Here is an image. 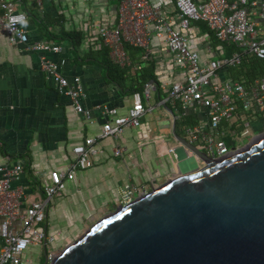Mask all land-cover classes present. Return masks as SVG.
Wrapping results in <instances>:
<instances>
[{
    "label": "crops",
    "instance_id": "obj_1",
    "mask_svg": "<svg viewBox=\"0 0 264 264\" xmlns=\"http://www.w3.org/2000/svg\"><path fill=\"white\" fill-rule=\"evenodd\" d=\"M151 1L165 7L168 16H176L174 0ZM26 4L32 13H27V23L23 24L29 42L43 41L60 46L58 52H36L24 44L13 46L0 34V163L17 160L28 163V170L23 168L20 178L12 184L26 188L29 202L44 197V193L30 189L32 176L48 182L50 170L63 169L72 159V147L96 134L110 118L107 109L115 108L118 115L127 112L134 92H128L129 78L123 86L109 81L106 70L88 55L102 45L96 33L97 26L104 22L110 26L117 24L118 0H26ZM20 8L27 12L23 2ZM61 14L67 28L82 30L86 35L77 52L68 41L49 40L44 32L47 17L53 19ZM188 36L190 47L198 51L202 61L220 56L216 52L219 48L212 45V34L207 26L192 22ZM130 53V65L125 66L129 67L130 75L145 67L147 62H154L159 84L182 77L174 54L161 37L150 33L147 48L133 47ZM41 54L56 62L63 59L60 71L70 83L79 78L80 103L89 112L88 119L74 110L70 98L59 93L52 78L40 69ZM135 92L142 94L143 89ZM141 99L151 110L141 117L140 126L126 128L116 138L102 140L98 144L101 151L92 157V164L78 169L74 179L66 182V203L70 198L72 202L66 216L61 218V228L73 223L71 221L87 219L95 211L106 214L117 206L121 189L126 184L138 195L179 174L172 153L178 145L172 132L178 111L160 87L159 91L151 92L149 99L144 96ZM116 146L122 147L120 155L113 154ZM166 160L173 170L167 169ZM163 165L161 172L159 168ZM62 194L63 191L51 200L55 206ZM46 217L49 219L48 210ZM48 223L43 225L46 230ZM2 244L0 236V248Z\"/></svg>",
    "mask_w": 264,
    "mask_h": 264
},
{
    "label": "built area",
    "instance_id": "obj_2",
    "mask_svg": "<svg viewBox=\"0 0 264 264\" xmlns=\"http://www.w3.org/2000/svg\"><path fill=\"white\" fill-rule=\"evenodd\" d=\"M20 2L0 0V34L13 46L24 44L36 52L60 51V46L55 43L29 42L28 33L19 19L12 22L13 18L21 16L27 20ZM174 5L176 16L171 17L165 7L151 0H118L117 24H99L97 36L109 49L112 62L121 67L130 65L123 43L146 49L150 33L161 37L174 54L182 74L181 78L159 87L175 106L178 117L192 120L183 125V138L211 160L232 157L264 137V75L247 82L228 74V69L238 65L244 53L264 59V0H174ZM196 21L204 22L219 42L233 44L240 51L222 56L217 50L220 56L202 61L198 51L189 45L188 30ZM63 63V59L56 62L43 54L39 56L40 69L52 78L57 91L68 96L74 110L88 119L89 112L80 103L79 78L70 83L60 71ZM157 88L154 83H146L142 94L134 92L133 103L124 115H118L115 108L107 109L110 118L101 129L72 147L73 157L63 169L49 171L42 199L28 202L24 187L13 186L23 171L22 160L0 163V236L3 239L0 264H33L26 253L30 247L38 246L47 264L55 259L57 254L53 250L47 252L53 236H48L42 226L49 203L62 193L67 181L74 179L78 169L92 164V157L101 151L98 144L102 140L116 138L126 128L140 126L141 117L151 110L143 104L141 97L149 99ZM250 126L260 128L259 132L247 143L235 145L236 133ZM246 132L244 130L242 134ZM177 144L188 156L197 158L198 168L206 165L192 148L178 140ZM121 151L122 147L116 146L113 154L120 155ZM133 195L131 185H124L118 206L130 203L135 198Z\"/></svg>",
    "mask_w": 264,
    "mask_h": 264
},
{
    "label": "water",
    "instance_id": "obj_3",
    "mask_svg": "<svg viewBox=\"0 0 264 264\" xmlns=\"http://www.w3.org/2000/svg\"><path fill=\"white\" fill-rule=\"evenodd\" d=\"M172 132L206 165L115 206L48 264H264V137L211 160Z\"/></svg>",
    "mask_w": 264,
    "mask_h": 264
},
{
    "label": "trees",
    "instance_id": "obj_4",
    "mask_svg": "<svg viewBox=\"0 0 264 264\" xmlns=\"http://www.w3.org/2000/svg\"><path fill=\"white\" fill-rule=\"evenodd\" d=\"M24 4V9L27 11L26 13H31L30 9L27 7L26 0H21ZM32 14V13H31ZM46 24L44 25L43 29L44 32L49 40H61V41H68L72 47V49L77 52L79 47L83 43V40L86 38L85 33L82 30L74 29V28H67L65 26V17L63 14L59 15L56 18H49L47 17ZM198 25H205L204 22L196 21L194 22ZM57 26V27H56ZM57 29V30H56ZM210 31V30H209ZM212 34L213 39V47L219 48L222 52V56H230L234 51H240L235 45L226 43V42H219L214 34ZM101 48L98 50H91L89 52V57L93 58L97 63H99L107 72V76L109 81H113L115 83H119V85L123 86L124 82L127 78L130 79V85L128 86V92H135L140 91L143 89L144 85L149 81H153L157 85V90L159 91V82L157 81L156 74H155V64L154 62H147L145 67L140 68L138 72H134V74H129L128 70L129 67H121L114 62L109 57V49L101 43ZM124 49L126 53H130L134 46L129 45L128 43H123ZM137 48V47H136ZM228 74L234 79H244L247 82L254 77L264 75V59H259L254 56L247 55L246 53L242 54L241 61L236 66H231L228 69ZM174 111V109H173ZM192 120L188 118L178 117L175 121L176 123V132L179 135H184L183 125L185 123L189 124ZM23 161V160H22ZM24 171L29 168L28 163H24ZM33 181L30 182V188L32 191L36 188L39 190V193H44V189L41 186L40 179L32 176ZM29 186V187H30ZM26 193L27 190L24 188ZM44 198V197H43ZM47 218V217H46ZM44 219V221L46 220ZM44 221L42 222V226L45 225Z\"/></svg>",
    "mask_w": 264,
    "mask_h": 264
},
{
    "label": "rangeland",
    "instance_id": "obj_5",
    "mask_svg": "<svg viewBox=\"0 0 264 264\" xmlns=\"http://www.w3.org/2000/svg\"><path fill=\"white\" fill-rule=\"evenodd\" d=\"M244 130H247V132L242 134ZM259 130L260 128H257V127L254 128L251 126L242 128L241 131H238L236 133L235 145L237 144L242 145V144L247 143L252 137V135L258 133ZM172 153L175 156V159L177 160L178 169L180 170L182 174H186V173H189V172H192L198 169L197 158L194 155L188 156L182 146L176 145ZM166 162H167V169L169 171L173 170V167L170 164V162L167 160ZM164 167L165 166L163 165L161 166V168H159L161 172L162 170H164L162 169ZM174 168L176 169L175 166ZM40 182H41V186L44 187L45 186L44 181L40 180ZM49 183H50V180H49ZM34 190L36 193H39L38 189L35 188ZM150 190L151 188L146 189L145 193H147ZM67 194L68 192L65 191L64 189L63 194L61 197H59L56 206L54 205V202H51L48 205L49 219H46L44 221V224L48 223V221L50 222V224L48 223L49 225L47 228V234L48 236H53L54 240H51L50 244L47 246V252L53 250L56 254H58L61 251V249L66 247L68 244L72 243L74 240L78 239L97 220L101 219L103 216L107 214H110L114 210V208H111L107 210L106 214L105 212L102 213V211H99V212L95 211L93 215H90L87 219H78L75 221H71L73 223H70L67 226H64L61 228V226L63 225L61 218L66 216L67 209H69V205L72 202L70 198L68 202L66 203V199L68 198V196H66ZM136 196L137 195H133V197H136ZM53 199H56V198H53ZM116 205L118 206L119 202L116 203ZM54 226L58 227V229L54 228ZM30 249L32 250L30 251ZM30 249L28 253H26V256L32 259L33 264H43L45 261V257L42 252V249H40V246L30 247Z\"/></svg>",
    "mask_w": 264,
    "mask_h": 264
},
{
    "label": "clouds",
    "instance_id": "obj_6",
    "mask_svg": "<svg viewBox=\"0 0 264 264\" xmlns=\"http://www.w3.org/2000/svg\"><path fill=\"white\" fill-rule=\"evenodd\" d=\"M19 19V21L22 23V24H25L27 23V21L23 18V16L19 17V18H13V23L16 22V20Z\"/></svg>",
    "mask_w": 264,
    "mask_h": 264
},
{
    "label": "bare ground",
    "instance_id": "obj_7",
    "mask_svg": "<svg viewBox=\"0 0 264 264\" xmlns=\"http://www.w3.org/2000/svg\"><path fill=\"white\" fill-rule=\"evenodd\" d=\"M256 142H257V141H256ZM251 144H252V143H251ZM201 168H203V167H200V169H201ZM141 195H143V194H141Z\"/></svg>",
    "mask_w": 264,
    "mask_h": 264
}]
</instances>
